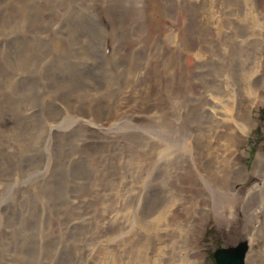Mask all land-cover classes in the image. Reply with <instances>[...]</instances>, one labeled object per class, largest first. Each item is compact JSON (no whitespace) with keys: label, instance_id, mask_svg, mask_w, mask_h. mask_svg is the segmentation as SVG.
I'll use <instances>...</instances> for the list:
<instances>
[{"label":"rangeland","instance_id":"rangeland-1","mask_svg":"<svg viewBox=\"0 0 264 264\" xmlns=\"http://www.w3.org/2000/svg\"><path fill=\"white\" fill-rule=\"evenodd\" d=\"M249 179L264 0H0V264H215L241 240L259 262Z\"/></svg>","mask_w":264,"mask_h":264},{"label":"bare ground","instance_id":"bare-ground-1","mask_svg":"<svg viewBox=\"0 0 264 264\" xmlns=\"http://www.w3.org/2000/svg\"><path fill=\"white\" fill-rule=\"evenodd\" d=\"M94 5V4H93ZM140 5V4H139ZM249 5V4H248ZM141 6V5H140ZM121 13V12H120ZM113 17V16H112ZM184 19V18H183ZM106 23V22H105ZM182 23V22H181ZM108 24V23H107ZM172 26V25H171ZM175 28V27H174ZM110 30V29H109ZM172 30V29H171ZM170 30V31H171ZM174 32V31H173ZM106 33H108V32H106ZM176 33V32H175ZM111 34V33H110ZM167 36V35H166ZM178 43V42H177ZM167 45V44H166ZM116 50V49H115ZM117 56V55H116ZM242 61L239 59L238 60V67H240V70H239V78H240V81H241V84H242V89H243V91H244V95H246L247 97H249V98H252V97H255L256 98V94L255 93H257V97H259L261 94L259 93V92H257V90H255V88H253L254 87V85H256V84H254V79H253V76H254V74H257V68H253V65L252 66H250V67H247V68H245V66L243 65V63H241ZM188 65V64H187ZM238 78V79H239ZM241 89V90H242ZM232 91V90H231ZM235 92V91H234ZM232 94V93H231ZM229 95V93H228V95L230 96V98H231V101L230 100H228V101H226V102H224V103H222V105H221V109H223L224 111H222L223 112V118H224V120H226L227 122H229V121H232V123H234L233 121H234V119H235V117L236 116H234V114L232 113V110H233V106H232V101L234 102V98H233V95ZM126 98V97H125ZM255 98H253L254 100H255ZM225 99V98H224ZM233 99V100H232ZM257 99V98H256ZM256 101V100H255ZM235 105V104H234ZM239 116V115H238ZM241 118V117H240ZM236 122V121H235ZM243 122V121H242ZM231 123V122H230ZM234 124H238L239 126H241L238 122H236V123H234ZM231 125V124H230ZM232 132V131H231ZM224 133V132H223ZM246 134V133H245ZM224 135H226V134H224ZM229 138V140H232L233 139V137H232V135L230 136V137H228ZM258 157V159H259V162H260V160L262 159V157H260L259 155L257 156ZM227 159V158H226ZM256 160V159H255ZM254 160V161H255ZM254 163V162H253ZM226 168H227V164H225V165H222V166H220V169L219 170H221V171H225L226 170ZM222 173V172H221ZM252 181V179H249V183ZM263 182V180L261 181V184L260 185H253L252 183H250V184H247V186L246 187H243L241 190H244L245 192H247V191H250V192H248V193H251L252 195H254L255 197H256V203L258 204V206L260 205V206H264V182ZM260 183V182H259ZM252 184V185H251ZM227 188V187H226ZM256 189H258V190H256ZM244 191H242V192H244ZM248 193H247V195H248ZM251 196V195H250ZM236 200H238L239 201V198L237 197V198H234L233 200H231V202H234V201H236ZM223 205V204H222ZM223 206H225V204L223 205ZM230 206V205H229ZM233 206V205H232ZM260 206L258 207V208H260ZM233 208H234V206H233ZM224 211V210H223ZM222 211V212H223ZM170 212V211H169ZM167 213V212H166ZM174 213V212H173ZM227 213V212H226ZM233 214V213H232ZM157 215H159V214H157ZM151 216V215H150ZM180 216V215H179ZM263 216H264V212H263ZM162 218H163V215L161 216ZM168 217V216H167ZM251 217V216H250ZM124 218V217H123ZM137 219H138V217H136ZM147 218V217H146ZM165 218V217H164ZM163 218V219H164ZM134 219V218H133ZM136 219V220H137ZM148 219V218H147ZM152 219V218H151ZM157 220H158V217H157ZM171 220H172V218H171ZM180 220V219H179ZM264 220V219H263ZM134 221H135V219H134ZM133 221V222H134ZM154 221V220H153ZM165 221V220H164ZM262 221V220H261ZM137 222V221H136ZM157 222H159V221H157ZM160 222H161V220H160ZM167 222H168V220H167ZM253 222V221H252ZM126 223H128V220H127V222ZM125 223V224H126ZM131 223V222H130ZM139 223V222H138ZM141 223V222H140ZM148 223V222H147ZM162 223V222H161ZM164 223V222H163ZM168 223H170V222H168ZM175 223H177V222H175ZM249 223V222H248ZM261 223V222H260ZM149 224V223H148ZM174 224V223H173ZM256 224V223H255ZM141 225V224H140ZM150 225V224H149ZM176 225H178V224H176ZM132 226V225H131ZM133 226H135V225H133ZM154 227H155V225H153ZM167 227H169L168 225H166ZM175 226V225H174ZM174 226H173V228H174ZM151 227V226H150ZM249 227V226H248ZM260 227V226H259ZM137 228H139V227H137ZM149 228V227H148ZM153 228V227H152ZM164 228V227H163ZM173 228H172V230H173ZM178 228V227H177ZM182 228V227H181ZM180 227H179V229H181ZM184 228V227H183ZM250 228V227H249ZM121 229V228H120ZM132 229H133V227H132ZM149 229H151V228H149ZM162 229V228H161ZM247 229V228H246ZM138 230V229H137ZM164 230V229H163ZM174 230H176V228L174 229ZM173 230V231H174ZM184 230V229H183ZM249 230V229H248ZM251 230V229H250ZM140 231H142V229H140ZM145 231V230H144ZM154 230H152V232H153ZM166 231V230H165ZM169 231V230H168ZM182 231V230H181ZM147 232V231H146ZM145 232V233H146ZM156 232V231H155ZM155 232H154V236L156 235L155 234ZM167 232V231H166ZM175 232V231H174ZM179 232H180V230H179ZM130 233V232H129ZM148 233V232H147ZM151 233V232H150ZM167 233H169V232H167ZM177 233V232H176ZM181 233V232H180ZM260 235H259V237H260V239H262L261 241L264 243V225L261 227V230H260ZM153 234V233H152ZM258 234V233H257ZM256 234V235H257ZM127 235H129V234H127ZM145 235H148V234H145ZM151 235V234H150ZM177 235V234H176ZM180 235V234H179ZM179 235H178V237H179ZM255 235V236H256ZM171 236V235H170ZM182 236L184 237V235H183V233H182ZM181 236V237H182ZM128 237V236H127ZM161 237V236H160ZM180 237V238H181ZM251 237V236H250ZM253 237H254V235H253ZM130 238V237H129ZM163 238V237H162ZM255 238V237H254ZM127 239V238H126ZM174 239V238H173ZM179 239V238H178ZM182 239V238H181ZM259 239V238H258ZM130 240V239H129ZM132 240V239H131ZM152 240H154V239H152ZM172 240V239H171ZM185 240V239H184ZM251 240H253V239H251ZM117 241V240H116ZM168 241V240H167ZM255 241V240H254ZM134 242V241H133ZM155 242V241H154ZM260 242V241H259ZM156 243V242H155ZM169 243V242H168ZM180 243H182L181 241H180ZM162 244V243H161ZM161 244H159V245H161ZM163 245V244H162ZM177 244H175L174 246H176ZM112 246V245H111ZM166 246V245H165ZM170 246H171V244H170ZM178 246H179V244H178ZM238 246V247H237ZM254 246H256V245H254ZM263 246V245H262ZM115 247V246H114ZM166 247H168V246H166ZM234 248V247H237L238 249H241V253H242V256H241V263L242 264H245V255H246V253H245V251H247V249H246V247H247V245H246V243L244 242V241H239V243H237L236 244V246L234 245V246H228L227 248ZM159 249V248H158ZM175 249V248H174ZM184 249V248H183ZM220 249H224L223 247H220ZM259 249V248H258ZM257 249V250H258ZM110 250V249H109ZM170 250V249H169ZM176 250H177V248H176ZM231 250H233V249H231ZM260 250V249H259ZM103 251V250H102ZM114 251V250H113ZM112 251V252H113ZM171 251H172V249H171ZM179 251V250H178ZM255 251H256V249H255ZM254 251V252H255ZM261 251V250H260ZM164 252V251H163ZM253 252V251H252ZM90 253V252H89ZM102 253V252H101ZM115 253V252H114ZM166 253V252H165ZM252 254V253H251ZM262 254H264V250H262V253L260 254V256H258V259H259V262L256 260V257L255 258H251V261H250V259L249 258H247V261H246V264H264V262H263V260H262ZM136 255V254H135ZM109 256V255H108ZM112 256V255H111ZM110 256V257H111ZM125 256V255H124ZM167 256V255H166ZM182 256V255H181ZM248 256V255H247ZM105 257H107V256H105ZM99 258H101V257H99ZM109 258V257H108ZM107 258V259H108ZM112 258V257H111ZM111 258H109L108 260H110ZM177 258H178V256H177ZM175 259V258H174ZM182 259H184V257L182 258ZM182 259H180V260H182ZM245 259V260H244ZM100 260V259H99ZM107 260V261H108ZM112 260V259H111ZM110 260V261H111ZM172 261V260H171ZM128 262V261H127ZM180 262V261H179ZM179 262H177V263H179ZM105 263V262H104ZM113 263V262H112ZM169 263V262H168ZM188 263V262H187ZM125 264H128V263H125ZM182 264V263H181Z\"/></svg>","mask_w":264,"mask_h":264},{"label":"water","instance_id":"water-1","mask_svg":"<svg viewBox=\"0 0 264 264\" xmlns=\"http://www.w3.org/2000/svg\"><path fill=\"white\" fill-rule=\"evenodd\" d=\"M215 264H242L241 263V249H233L226 251V249H215L213 252Z\"/></svg>","mask_w":264,"mask_h":264}]
</instances>
